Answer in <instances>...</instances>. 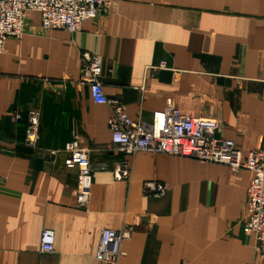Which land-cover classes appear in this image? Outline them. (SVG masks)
Wrapping results in <instances>:
<instances>
[{"label": "crops", "instance_id": "crops-1", "mask_svg": "<svg viewBox=\"0 0 264 264\" xmlns=\"http://www.w3.org/2000/svg\"><path fill=\"white\" fill-rule=\"evenodd\" d=\"M109 1L75 33L44 30L40 15L27 12L22 37L0 54V264H106L94 258L100 231L123 226L131 238L117 264L249 261L253 238L242 229L252 174L124 155L111 143L109 107L76 82L81 54H96L105 95L130 119L148 123L170 104L216 121L214 137L244 158L264 138V0ZM31 110L40 114L36 150L23 146ZM70 142L88 154L86 178L64 165ZM122 164L129 177L117 179ZM148 183H162L164 196L144 195ZM82 189L89 196L79 206ZM44 229L54 232L52 253L40 252Z\"/></svg>", "mask_w": 264, "mask_h": 264}, {"label": "built area", "instance_id": "built-area-1", "mask_svg": "<svg viewBox=\"0 0 264 264\" xmlns=\"http://www.w3.org/2000/svg\"><path fill=\"white\" fill-rule=\"evenodd\" d=\"M111 8L109 0H0V54L4 51L8 39H20L24 33L27 12L40 15L44 30H62L75 33L82 22L95 19L101 12ZM159 68H164L161 64ZM101 59L89 52L81 54L80 77L76 82L88 89L91 101L105 105L110 109L107 124L111 133V143L126 156L139 152L163 154L175 157L191 158L205 163L224 165L231 172L246 170L252 174L247 188V203L243 233L253 238L252 255L243 264H258L264 258V138L260 147L248 151L245 157L235 145L214 137L217 122L211 119L188 118L168 104L162 111L154 112L148 123L132 120L124 112L118 99L108 98L99 77ZM20 119L19 114L12 116ZM40 114L36 110L26 114V128L23 146L38 149ZM66 157L64 165L68 169H77L82 178L91 174L88 154L77 142L64 145ZM50 151L49 155H55ZM117 179L129 177L127 164L115 173ZM1 183V182H0ZM162 183H148L142 187L144 195L161 198L165 194ZM88 191L81 190L76 195L79 206L86 205ZM131 231L127 226L120 230L102 229L94 255L95 260L106 264H117L125 255L122 243L130 240ZM55 243L54 232L44 229L40 233L41 253H52Z\"/></svg>", "mask_w": 264, "mask_h": 264}]
</instances>
